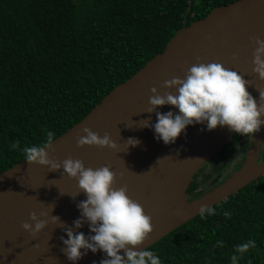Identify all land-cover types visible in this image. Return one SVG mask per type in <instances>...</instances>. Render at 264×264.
<instances>
[{"label":"water","instance_id":"1","mask_svg":"<svg viewBox=\"0 0 264 264\" xmlns=\"http://www.w3.org/2000/svg\"><path fill=\"white\" fill-rule=\"evenodd\" d=\"M255 37L264 40V0H236L213 8L205 17L180 28L168 41L163 52L156 54L133 76L115 86L102 101L79 122L55 138L47 149L50 158L62 162L68 157L80 159L85 167L104 165L116 174L114 187H127V194L138 201L151 217L153 230L139 248L150 247L168 233L199 215L202 205L220 204L253 181L264 177V125L249 138L241 166L220 184L199 196L188 190L200 170L225 146L234 141V131L227 126L208 130L206 124L186 127L173 143L155 138L154 130L142 126L156 111H178L174 106H158L147 112L151 89L163 95L164 82L183 78L187 69L198 62H218L235 70L250 81L247 90L259 100L264 80L253 73ZM264 103V98L260 99ZM84 127L101 137L108 133L117 144L115 149L99 146H78L86 135ZM252 134H250L251 136ZM129 137L139 139L136 146L127 145ZM243 138L244 135H241ZM86 195L77 180L50 170L39 163L22 160L0 173V264H73L61 251L64 228L73 226L80 216L79 201ZM48 213L49 223L33 236L22 228L30 213ZM51 215L59 216L53 222ZM74 232L89 234L87 222ZM105 258L100 251L90 250L75 264H99Z\"/></svg>","mask_w":264,"mask_h":264},{"label":"trees","instance_id":"2","mask_svg":"<svg viewBox=\"0 0 264 264\" xmlns=\"http://www.w3.org/2000/svg\"><path fill=\"white\" fill-rule=\"evenodd\" d=\"M234 1L0 0V173L24 160V146L42 144L46 130L55 139L82 120L180 28ZM212 207L214 215H197L148 248L162 264H231L234 246L251 238L256 247L238 264H264V177Z\"/></svg>","mask_w":264,"mask_h":264},{"label":"clouds","instance_id":"3","mask_svg":"<svg viewBox=\"0 0 264 264\" xmlns=\"http://www.w3.org/2000/svg\"><path fill=\"white\" fill-rule=\"evenodd\" d=\"M256 47L253 52V73L264 80V40L255 37ZM250 81L237 71L226 68L218 62H198L192 64L183 78L173 77L164 82L167 89H175V93L166 91L161 95L153 87L149 97V113L158 106L171 105L178 111H156V122L150 123L151 117L144 119L142 126L154 130L155 138L165 144L175 142L188 125L206 124L208 130L217 126H227L230 131L246 135L253 139V134L264 125V91H259V100L247 90ZM78 138V146L95 145L115 149L117 144L108 133L102 137L90 128L84 127ZM249 134H252L249 136ZM55 133L46 130V140L39 145H26L22 149L24 160L28 163H39L50 170L63 169V173L77 180L80 191L86 199L76 205L80 216L73 221V226L64 228L66 237H61L64 247L61 251L68 260L75 264L90 250L104 254L99 264H162L160 257L148 247L139 248L153 230L151 217L146 214L143 206L127 194V187H114L115 173L109 166L98 168L85 167L83 161L68 157L62 162L50 158L48 148L51 147ZM139 139L129 137L127 145L136 146ZM11 149L19 148V141H13ZM215 214L212 206L202 205L199 209L200 218ZM225 217L230 213L225 211ZM46 211L39 214L33 211L30 219L24 221L22 228L33 236L43 230L49 223ZM53 222L60 221L59 216L51 215ZM87 222L89 234L82 231L74 232ZM223 240H217L214 246H223ZM256 247V241L236 244L230 256L231 264H238L250 248Z\"/></svg>","mask_w":264,"mask_h":264},{"label":"rangeland","instance_id":"4","mask_svg":"<svg viewBox=\"0 0 264 264\" xmlns=\"http://www.w3.org/2000/svg\"><path fill=\"white\" fill-rule=\"evenodd\" d=\"M237 142L238 141H234V143L230 144L223 150L222 156L213 158L212 162L207 163L201 169L197 178L195 179V182L198 184L197 191H205L213 185L211 177H213L218 168L222 169L220 175L225 177L236 170L235 168L237 165H239V163L242 164L245 151L249 147V138L246 136V138L243 140L244 143H240L242 144L240 147L236 146ZM231 155L234 156L231 158Z\"/></svg>","mask_w":264,"mask_h":264},{"label":"flooded vegetation","instance_id":"5","mask_svg":"<svg viewBox=\"0 0 264 264\" xmlns=\"http://www.w3.org/2000/svg\"><path fill=\"white\" fill-rule=\"evenodd\" d=\"M246 138V135H244V137L242 138V137H240L239 138V141L237 142V144H236V146L238 147H240L242 144H240V143H244L243 142V140ZM234 143V142H233ZM232 144V143H231ZM234 145V144H233ZM218 155V154H217ZM217 155L214 157V158H216L217 157ZM235 155V154H234ZM234 155H232V157L234 156ZM231 157V158H232ZM263 157V156H262ZM213 160V159H212ZM212 160L210 161V162H212ZM241 166V163H239V165H237V167L235 168V169H238L239 167ZM230 176V174L229 175H227V176H223V175H221V177H220V181L217 183V184H215V185H212L209 189H207L206 191H208V190H210V189H212V188H214L215 186H217L218 184H220L222 181H224L227 177H229ZM206 191H195L194 193H190V196H192V197H195V196H199V195H201V194H203L204 192H206Z\"/></svg>","mask_w":264,"mask_h":264}]
</instances>
